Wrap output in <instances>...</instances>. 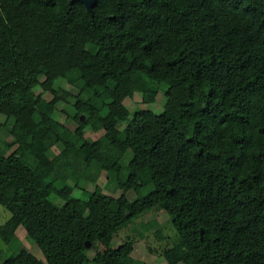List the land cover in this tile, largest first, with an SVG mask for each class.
<instances>
[{"label": "trees", "instance_id": "16d2710c", "mask_svg": "<svg viewBox=\"0 0 264 264\" xmlns=\"http://www.w3.org/2000/svg\"><path fill=\"white\" fill-rule=\"evenodd\" d=\"M159 88L160 113L129 111ZM0 116V240L22 226L42 254L0 248V264H140L112 241L151 209L166 264H264V0H0ZM101 171L118 197L74 194Z\"/></svg>", "mask_w": 264, "mask_h": 264}, {"label": "rangeland", "instance_id": "374dc122", "mask_svg": "<svg viewBox=\"0 0 264 264\" xmlns=\"http://www.w3.org/2000/svg\"><path fill=\"white\" fill-rule=\"evenodd\" d=\"M55 88H64L67 90H70L72 92H75V89L71 87L64 79H58L55 82ZM34 92L36 94L41 92V89L39 87H36L34 89ZM163 90L158 89L157 93L153 96L150 94L142 95L139 92H134L132 94L131 98H128L125 102L127 108L129 111H133L135 109H141V110H150L155 113H160L162 111L163 107ZM57 107V120L59 118L65 117V111L67 113H71V108L65 104L64 102H60L56 105ZM0 120H3V117L0 116ZM42 127L45 128L43 125ZM75 125L71 122L69 123V128L73 129ZM102 135V132H93L89 129H86L84 132V137L88 141H94L98 137ZM11 137L7 135L4 131L0 132V154H9L12 149L7 150L4 143L10 142ZM62 146L60 144H57L54 146V152H59L61 150ZM21 162H26L27 158L25 156H20ZM36 174L39 177V185L41 186L42 183L48 181V174L41 170H36ZM106 176L105 172L101 171L100 174L97 176L96 181H84L81 180L78 181V187L75 188L74 194H81L83 191H92L95 186H99L102 191L110 196L118 197L121 194V190H112V186L105 183ZM61 195L65 196L67 193H69V186L64 185L61 188ZM137 193L133 191H129L126 193V196L130 199L137 197ZM63 201L58 200V203H62ZM11 217V214L9 211L4 209L0 205V225L4 224L9 218ZM143 223H150L154 228H152L150 231L144 232L143 237H139L138 231L141 229V224ZM161 227V233L166 236L165 239H157L155 235L153 234L154 229H157ZM16 238L14 245L8 246L5 245L0 240V248L3 250L4 258L8 257L12 253H14L19 248H26L30 253L35 255L38 258H42V254L35 243L31 242L28 237L26 236L25 230L22 226H19L16 229ZM170 235H172V232L169 227V220L167 215L162 210L157 209H151L147 213L141 215L137 219H135L133 225H129L127 228H123L120 231L117 232L115 235L113 241H112V248L118 247L123 241H125L127 238H130L132 241H134V250L129 256V262H140V264H166L163 257L160 255L162 249H164L166 246L170 243ZM101 245H95L94 248L89 250L88 255L91 257L97 250H101Z\"/></svg>", "mask_w": 264, "mask_h": 264}, {"label": "water", "instance_id": "95a60500", "mask_svg": "<svg viewBox=\"0 0 264 264\" xmlns=\"http://www.w3.org/2000/svg\"><path fill=\"white\" fill-rule=\"evenodd\" d=\"M79 2L81 4H83L85 6L86 9L90 10L92 7H94L96 5L97 0H69V2ZM86 246H89V243L86 244ZM177 264H183L181 262L177 263Z\"/></svg>", "mask_w": 264, "mask_h": 264}]
</instances>
